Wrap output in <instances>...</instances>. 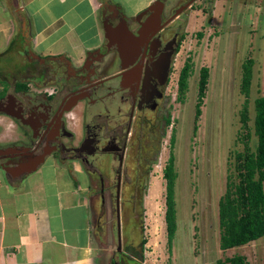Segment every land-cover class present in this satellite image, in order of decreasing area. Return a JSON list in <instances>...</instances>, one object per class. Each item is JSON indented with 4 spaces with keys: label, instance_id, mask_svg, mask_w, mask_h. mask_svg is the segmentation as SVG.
Returning a JSON list of instances; mask_svg holds the SVG:
<instances>
[{
    "label": "rangeland",
    "instance_id": "1",
    "mask_svg": "<svg viewBox=\"0 0 264 264\" xmlns=\"http://www.w3.org/2000/svg\"><path fill=\"white\" fill-rule=\"evenodd\" d=\"M171 7L184 0H165ZM147 0H128V15ZM185 28L169 83L170 113L162 130L142 141L146 168L140 177L131 172L120 200L121 251L116 250L115 211L93 232L97 264H215L217 259L244 255L250 264H264V236L242 246L219 247L218 201L229 175H235V155L245 146L254 149V100L264 96V0H199L186 10ZM22 45L12 44L0 54V81L8 86L25 63ZM251 59L248 95L241 90L243 64ZM186 61L191 70L187 87L178 98L177 79ZM202 67L208 80L201 114L195 123V104ZM1 84V83H0ZM248 108L247 127L240 120ZM2 119H6L0 116ZM7 120V119H6ZM0 122V133L6 131ZM195 128V129H194ZM173 135V142L171 136ZM172 155L176 171L177 229L169 250L164 222L165 180L163 168ZM133 163L128 162L130 168ZM83 167V166H82ZM103 165L99 169L102 171ZM83 170L88 192L97 197V174ZM96 199V198H95ZM145 243L141 247V240Z\"/></svg>",
    "mask_w": 264,
    "mask_h": 264
},
{
    "label": "flooded vegetation",
    "instance_id": "2",
    "mask_svg": "<svg viewBox=\"0 0 264 264\" xmlns=\"http://www.w3.org/2000/svg\"><path fill=\"white\" fill-rule=\"evenodd\" d=\"M196 1L171 7L152 0L130 15L103 2L107 37L80 63L23 44V67L10 86L0 81V116L7 119L0 133V173L13 184L49 161H77L99 180L98 195L91 198L95 226L107 209L114 210L117 232L125 180L131 172L139 178L146 168L150 148L142 150L141 143L168 121L173 61L184 14ZM116 250L123 252L118 235Z\"/></svg>",
    "mask_w": 264,
    "mask_h": 264
},
{
    "label": "crops",
    "instance_id": "3",
    "mask_svg": "<svg viewBox=\"0 0 264 264\" xmlns=\"http://www.w3.org/2000/svg\"><path fill=\"white\" fill-rule=\"evenodd\" d=\"M128 0H0V54L28 45L41 55L80 63L104 41L101 6ZM152 0H147V4ZM24 40L11 39L17 31ZM11 183L0 173V264H97L93 197L81 164L52 162Z\"/></svg>",
    "mask_w": 264,
    "mask_h": 264
},
{
    "label": "trees",
    "instance_id": "4",
    "mask_svg": "<svg viewBox=\"0 0 264 264\" xmlns=\"http://www.w3.org/2000/svg\"><path fill=\"white\" fill-rule=\"evenodd\" d=\"M17 31L11 39V43L22 36V23L27 30L25 15L15 14ZM11 46V45H10ZM191 66L186 61L182 66L177 80L178 98H181L186 87ZM252 76V61L247 59L243 64L241 90L248 95ZM208 80V68L202 67L198 82V98L195 104L194 121L197 122L201 114L202 98ZM253 128L256 136L254 149L245 146L242 152L235 155V175H229L226 188L218 201V224L220 229L219 247L222 250L242 246L264 236V96L254 100ZM240 120L243 127H247L248 108L245 104L241 110ZM168 122V121H167ZM195 129V128H194ZM173 142V135L171 136ZM176 171L174 159L170 155L164 168L165 180V211L164 222L166 229L167 245L170 250L177 229L175 180ZM145 243L142 239L141 247ZM215 264H250L244 255L234 254L224 259H217Z\"/></svg>",
    "mask_w": 264,
    "mask_h": 264
},
{
    "label": "water",
    "instance_id": "5",
    "mask_svg": "<svg viewBox=\"0 0 264 264\" xmlns=\"http://www.w3.org/2000/svg\"><path fill=\"white\" fill-rule=\"evenodd\" d=\"M156 3H157V2L154 1L152 4L155 5ZM153 5H152V6H153ZM103 30H104L105 37H107V33H106L107 30H106L105 25H104ZM25 47H27L28 50L31 51V48H30L28 45H25ZM35 169H36V167H34L33 169H31L28 173L34 171ZM117 235H118L119 244H120V217H119L118 209H117Z\"/></svg>",
    "mask_w": 264,
    "mask_h": 264
}]
</instances>
